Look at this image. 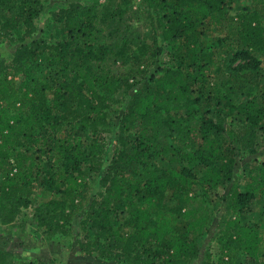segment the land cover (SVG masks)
<instances>
[{"label":"trees","instance_id":"trees-1","mask_svg":"<svg viewBox=\"0 0 264 264\" xmlns=\"http://www.w3.org/2000/svg\"><path fill=\"white\" fill-rule=\"evenodd\" d=\"M44 1L0 0V39L18 45L0 59L2 225L44 191L38 225L70 239L83 211L85 255L195 264L216 197L218 254L202 264H264L250 222L264 200V0L234 15L239 0H71L50 37ZM0 264L52 263L0 249Z\"/></svg>","mask_w":264,"mask_h":264},{"label":"rangeland","instance_id":"rangeland-1","mask_svg":"<svg viewBox=\"0 0 264 264\" xmlns=\"http://www.w3.org/2000/svg\"><path fill=\"white\" fill-rule=\"evenodd\" d=\"M71 0H45L42 17L38 22L39 32H45L46 37H50L56 28L53 22V13L60 8L67 7ZM89 0H82L87 3ZM250 6L249 0H239L232 5L230 14L242 13L245 8ZM137 21L134 22L133 30H136L138 38L147 42L153 41V35L144 23V19L135 15ZM40 34H36L39 37ZM17 43L10 44L6 38L0 39V59L3 57L10 58L17 48ZM239 63V62H237ZM236 63V64H237ZM258 162L264 161V147L254 156ZM254 163V159H244L237 167V176L240 178L241 187L247 183L248 167ZM245 165V166H244ZM234 181V180H233ZM92 186H96L97 177L92 175ZM230 186L226 185L222 192L225 193ZM51 194L44 191H37L33 197V205L26 209L20 215L18 223L14 226H7L0 229V249L11 250L17 255H22L28 260H42L52 264H118L116 262L105 260L96 256L85 255L81 253L80 247L76 242V234L79 231L78 225L84 212L79 213L73 222L75 237H50L46 229L40 227L33 216V207L41 201L49 199ZM211 214V224L202 237V248L200 258L195 264H202L207 252H216L217 240V223L223 208L221 199L214 197V202L209 205ZM255 213L250 219L252 224H257L264 233V200H258L255 204ZM264 250V247H263ZM218 252H216L217 257Z\"/></svg>","mask_w":264,"mask_h":264},{"label":"built area","instance_id":"built-area-1","mask_svg":"<svg viewBox=\"0 0 264 264\" xmlns=\"http://www.w3.org/2000/svg\"><path fill=\"white\" fill-rule=\"evenodd\" d=\"M2 228H5V226L2 225L1 220H0V229Z\"/></svg>","mask_w":264,"mask_h":264}]
</instances>
